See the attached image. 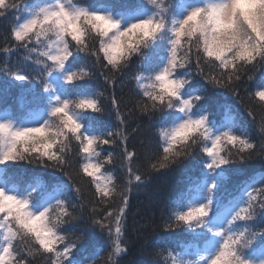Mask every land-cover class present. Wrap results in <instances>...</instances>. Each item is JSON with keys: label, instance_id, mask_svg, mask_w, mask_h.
<instances>
[{"label": "snow or ice", "instance_id": "6c2138e0", "mask_svg": "<svg viewBox=\"0 0 264 264\" xmlns=\"http://www.w3.org/2000/svg\"><path fill=\"white\" fill-rule=\"evenodd\" d=\"M12 15L0 51L23 49L37 66L30 75L5 65L4 91L19 87L20 107L0 115V264H75L74 252L97 231L106 234V264L128 251L126 213L134 187L201 153L203 171L190 179L161 217L164 232L190 239L148 253L164 264H264V185L254 177L235 195L217 196L226 166L264 162V82L240 88L264 68V0H139L96 7L80 0H0V18ZM83 54L91 65H77ZM134 58V87L123 94ZM103 79V90L89 83ZM195 77L204 85L191 88ZM35 80L42 91L25 88ZM120 94H117V89ZM223 88L245 104L261 143L234 116L217 123L201 104ZM30 95V100L25 97ZM113 117L109 126L103 119ZM146 120L158 134L144 153L128 141ZM137 122L131 128L130 122ZM105 146H108L107 148ZM105 152L107 153L105 155ZM34 165L60 174L51 185L34 177L20 190L11 170ZM118 166L119 181L108 167ZM259 219L261 224L254 227ZM70 223L82 225L71 235Z\"/></svg>", "mask_w": 264, "mask_h": 264}, {"label": "trees", "instance_id": "16d2710c", "mask_svg": "<svg viewBox=\"0 0 264 264\" xmlns=\"http://www.w3.org/2000/svg\"><path fill=\"white\" fill-rule=\"evenodd\" d=\"M193 0H177L179 3L190 2ZM35 0H27L31 5ZM80 2H89L96 7H107L110 5H135L139 0H80ZM13 17L9 15L0 18V47H3V37L8 33ZM26 53L23 49H19L5 54L0 51V112L4 108H9L16 115L23 112L20 107L19 96L21 89L12 87L4 91L5 85L8 82V77L4 75L3 69L5 65L13 67H21L30 75H37L38 69L31 61L26 60ZM92 58L81 57L76 61L77 65H91ZM140 63L139 58H134L125 77V87L123 94L127 96L129 90L134 87V81L131 77L137 72V66ZM252 79L245 81L240 88L241 97L246 98V91H254L262 82H264V68H258L252 73ZM92 87L97 90H103V79L97 75L95 80L89 82ZM204 85V81L200 77H195L191 84V88H199ZM25 88H35L37 91H42V86L35 80H31L24 85ZM210 98L201 104L202 108H206L211 112L213 119L219 124L226 122L229 117L234 116L240 127L247 130L257 146L261 143L257 125L253 124L252 118L247 115L245 104L226 89H210ZM117 94H120V89H117ZM31 96L25 97V100H30ZM264 117V112L257 113V121ZM102 119L109 125L115 123L113 117L105 115ZM137 127V122H130L129 131L131 128ZM158 134H153L146 120L139 122V131L132 134L129 138V147H135L136 151L144 153V144H148L151 140L152 147L155 148L158 141ZM106 148L108 146H105ZM107 153L105 152V155ZM201 153L197 152L194 157L185 161L180 166H174L169 170L155 174L147 185L134 187L129 198V206L126 213L125 225V240L128 244V251L121 258L120 264H164L163 259L153 258L148 255L156 248H171L177 246L180 242H187L190 236L187 232L177 230L175 232H164L159 226L161 217L168 214L173 207L176 197L182 193L190 179L200 176L203 171L201 161ZM108 171L113 172L118 180L123 182L124 174L118 166L108 167ZM15 176L21 177L20 190L23 191L27 183L31 182L32 178H42L47 184L51 185L55 180L60 179V174L53 172L52 169H46L34 165H19L11 170ZM227 180L217 192V196L227 197L229 193L235 195L238 189L250 177H254L256 187L264 185V162L259 158L248 161L247 163L234 164L226 166ZM261 224V220L257 219L253 226L257 227ZM82 227L79 223H70L65 226V232L71 235L78 232ZM110 245L106 234L99 231L95 232L87 243L82 244L74 252L73 260L75 264H106L107 254ZM35 264H42V261L37 260Z\"/></svg>", "mask_w": 264, "mask_h": 264}, {"label": "rangeland", "instance_id": "374dc122", "mask_svg": "<svg viewBox=\"0 0 264 264\" xmlns=\"http://www.w3.org/2000/svg\"><path fill=\"white\" fill-rule=\"evenodd\" d=\"M191 2H193V1H190V2H185V3H191ZM3 117H2V115H0V119H2Z\"/></svg>", "mask_w": 264, "mask_h": 264}]
</instances>
